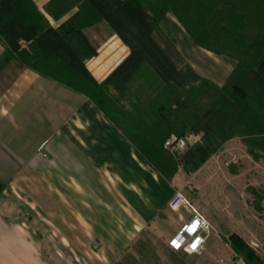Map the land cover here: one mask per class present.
I'll return each instance as SVG.
<instances>
[{
    "label": "trees",
    "instance_id": "trees-1",
    "mask_svg": "<svg viewBox=\"0 0 264 264\" xmlns=\"http://www.w3.org/2000/svg\"><path fill=\"white\" fill-rule=\"evenodd\" d=\"M167 13L195 46L234 60L221 86L180 56L160 26ZM112 34L129 52L97 82L85 60ZM0 44L21 66L86 97L167 184L187 148L172 156L164 142L202 124L264 150V0H49L43 11L32 0H0ZM225 242L243 264H264L239 235Z\"/></svg>",
    "mask_w": 264,
    "mask_h": 264
},
{
    "label": "crops",
    "instance_id": "crops-1",
    "mask_svg": "<svg viewBox=\"0 0 264 264\" xmlns=\"http://www.w3.org/2000/svg\"><path fill=\"white\" fill-rule=\"evenodd\" d=\"M32 1L43 11L49 0ZM165 20L179 24L167 13L161 28ZM183 44L219 65L193 64L198 75L226 80L233 59ZM128 52L110 35L85 66L101 82ZM175 177L164 182L86 97L21 66L0 44V264H54L29 214L75 254L69 264H189L168 246L190 218L168 207Z\"/></svg>",
    "mask_w": 264,
    "mask_h": 264
},
{
    "label": "rangeland",
    "instance_id": "rangeland-1",
    "mask_svg": "<svg viewBox=\"0 0 264 264\" xmlns=\"http://www.w3.org/2000/svg\"><path fill=\"white\" fill-rule=\"evenodd\" d=\"M161 29L190 66L200 65L207 71L219 68L201 51L187 49L183 42L190 39L179 24L170 26L165 20ZM20 45L24 43L20 42ZM209 118L207 115L206 119ZM203 129L202 124V128L185 135L189 144L174 175L177 189L208 222L202 249L194 254H184V260L189 264H243L225 242L230 234L239 235L264 260V150L251 145L241 134L222 138ZM28 217L29 223L36 228L41 226L46 234V258L54 264H69L75 254L61 245L47 224L33 221V215ZM166 227L170 232L169 224Z\"/></svg>",
    "mask_w": 264,
    "mask_h": 264
},
{
    "label": "built area",
    "instance_id": "built-area-1",
    "mask_svg": "<svg viewBox=\"0 0 264 264\" xmlns=\"http://www.w3.org/2000/svg\"><path fill=\"white\" fill-rule=\"evenodd\" d=\"M189 144L187 137L171 136L164 142V149L172 156L184 151ZM169 209L176 211L179 208H186L190 218L184 222L176 234L168 241V246L173 251L194 254L202 249L207 233L208 222L205 217L188 201L181 190H176L168 202ZM175 242V243H174ZM176 245H179L178 247Z\"/></svg>",
    "mask_w": 264,
    "mask_h": 264
},
{
    "label": "snow or ice",
    "instance_id": "snow-or-ice-1",
    "mask_svg": "<svg viewBox=\"0 0 264 264\" xmlns=\"http://www.w3.org/2000/svg\"><path fill=\"white\" fill-rule=\"evenodd\" d=\"M175 243V242H174ZM177 247L179 246V245H176Z\"/></svg>",
    "mask_w": 264,
    "mask_h": 264
}]
</instances>
